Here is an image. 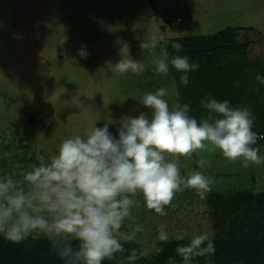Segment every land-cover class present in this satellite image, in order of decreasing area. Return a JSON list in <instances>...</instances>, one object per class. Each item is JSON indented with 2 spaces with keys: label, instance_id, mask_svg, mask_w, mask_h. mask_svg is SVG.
Wrapping results in <instances>:
<instances>
[{
  "label": "rangeland",
  "instance_id": "1",
  "mask_svg": "<svg viewBox=\"0 0 264 264\" xmlns=\"http://www.w3.org/2000/svg\"><path fill=\"white\" fill-rule=\"evenodd\" d=\"M154 1L152 5L150 0H0V177L47 162L64 139L84 136L95 124L101 128L111 120L109 132L118 138L123 118H136L141 112L151 116L139 103L145 93L169 88L182 104L170 72L157 75L151 62L162 42L176 36L215 34L228 27L259 31V50L249 52L251 66L237 101L250 109L255 123L264 119V84L255 79L264 77V0ZM173 16L181 22L176 20L171 30L168 22ZM152 36L158 40L157 48L144 54L140 44ZM123 43L133 59L145 64L143 73L114 71ZM82 49L86 58L78 54ZM253 81L255 86L250 87ZM256 145L264 156V141ZM202 156L208 163L200 167L197 161ZM179 163L181 175L202 171L214 184L204 198L191 189L177 193L165 208L166 216L148 210L138 197L141 207L133 212L145 231L137 234L136 242L127 243L149 255L152 245L159 243L161 224L171 239L176 235L190 239L205 231L212 237L209 195L236 191L244 173L253 176L246 189L264 192V163L244 168L219 151L181 157ZM124 230H131L127 222Z\"/></svg>",
  "mask_w": 264,
  "mask_h": 264
},
{
  "label": "clouds",
  "instance_id": "2",
  "mask_svg": "<svg viewBox=\"0 0 264 264\" xmlns=\"http://www.w3.org/2000/svg\"><path fill=\"white\" fill-rule=\"evenodd\" d=\"M157 44L152 36L140 48L148 54ZM172 48L179 53L182 45L172 43ZM78 54L82 58L88 55L83 49ZM120 56L115 72L139 75L145 71V64L129 55L127 43L122 44ZM151 62L157 75L167 76L170 69L182 73L184 85L189 82L188 73L199 68V63L190 62L187 56L177 54L170 59L166 49ZM255 79L264 84V77ZM139 103L151 116L141 112L136 118H123L118 138L109 132L111 120L101 128L95 124L84 136L64 139L47 162L29 164L0 177V235L17 244L44 237L66 264H103L123 254L124 242H136L137 234L145 231L133 212L141 207L138 197L148 210L166 216L165 208L177 193L191 189L204 198L211 191L214 179L202 171L181 175V157L219 151L231 162L240 161L244 168L264 163L260 149L254 147L258 133L253 131L255 117L248 107H232L227 100L209 96L200 102L206 115L196 118L190 114L189 104L173 99V91L165 87L145 93ZM197 162L203 167L208 160L202 156ZM126 222L130 231L124 230ZM157 233L160 243L170 241L165 225H159ZM175 239L182 241L185 236L176 235ZM73 241L78 247H73ZM162 251L152 245V252ZM215 251L206 231L175 249L182 264H193L196 258ZM147 255V250L133 249L128 264ZM168 264L177 262L170 257Z\"/></svg>",
  "mask_w": 264,
  "mask_h": 264
},
{
  "label": "trees",
  "instance_id": "3",
  "mask_svg": "<svg viewBox=\"0 0 264 264\" xmlns=\"http://www.w3.org/2000/svg\"><path fill=\"white\" fill-rule=\"evenodd\" d=\"M150 3L153 5L155 1L150 0ZM175 18L173 16L168 22L171 30L176 28V20L181 22ZM259 34L251 27H228L215 34L176 36L162 42L161 47L167 50L170 59L179 54L189 57L190 62L199 63L196 71L188 73L187 85L180 81L182 73L170 69L182 104L189 101L191 115L196 118L206 115L200 102L209 96L221 102L227 100L232 107H241L237 99L245 87L243 80L251 66L249 52L259 50ZM172 43L182 45L179 53L172 48ZM254 86L253 81L250 87ZM253 131L258 133L257 144L264 141L259 138L264 136V119L254 122ZM246 173L240 178L236 191L209 195L208 214L212 219L214 234L211 238L216 251L214 255L196 258L193 264H264V192L254 193L252 188L244 187L253 183V176ZM189 240L159 242L156 246L163 248L161 253L153 252L135 264H168L170 257L182 264L175 249ZM123 246L126 249L123 254L118 253L114 260H105L103 264H128L127 256L131 251H139L127 242ZM73 247H78V243L73 241ZM0 264H66V261L52 250L44 237L29 238L17 244L0 235Z\"/></svg>",
  "mask_w": 264,
  "mask_h": 264
},
{
  "label": "built area",
  "instance_id": "4",
  "mask_svg": "<svg viewBox=\"0 0 264 264\" xmlns=\"http://www.w3.org/2000/svg\"><path fill=\"white\" fill-rule=\"evenodd\" d=\"M178 21V20H177ZM259 137H261V136H259Z\"/></svg>",
  "mask_w": 264,
  "mask_h": 264
}]
</instances>
